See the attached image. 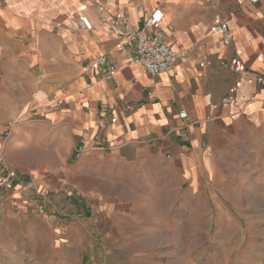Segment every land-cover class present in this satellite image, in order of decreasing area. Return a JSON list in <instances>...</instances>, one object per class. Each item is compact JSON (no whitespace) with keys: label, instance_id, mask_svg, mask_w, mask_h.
<instances>
[{"label":"crops","instance_id":"crops-1","mask_svg":"<svg viewBox=\"0 0 264 264\" xmlns=\"http://www.w3.org/2000/svg\"><path fill=\"white\" fill-rule=\"evenodd\" d=\"M95 1L110 15H123L131 31L161 10L164 42L178 62L158 77L130 64L135 40L109 37L97 22ZM81 8L92 19L89 32L69 27ZM220 23L228 27L229 44L212 30ZM100 56L117 72L102 83L103 70H90L93 86L81 93L84 66ZM232 60L242 62V73L220 66ZM257 76L264 78V0H3L0 96L17 81L30 84L29 118L5 141L0 136V154L33 182L1 193L0 205L27 209L54 202L62 213L67 193L70 208L116 211L124 220L143 217L148 226L162 227L148 232L152 236L171 234L169 210L190 207L183 194L209 193L218 210L215 223L230 226L223 237L252 241L251 226L263 220L233 216L231 198L264 184V84ZM232 88L234 100L223 104ZM52 96L62 107L41 113ZM97 134L102 146L76 156L75 148ZM206 202L191 206L205 208ZM242 252L245 264H258L252 247Z\"/></svg>","mask_w":264,"mask_h":264},{"label":"rangeland","instance_id":"rangeland-1","mask_svg":"<svg viewBox=\"0 0 264 264\" xmlns=\"http://www.w3.org/2000/svg\"><path fill=\"white\" fill-rule=\"evenodd\" d=\"M29 84L28 80L17 81L7 96H0V133L28 120ZM248 188L251 191L232 195L236 205L232 215L252 217L254 222L263 220L251 226L252 241L223 237L230 226L215 223L219 221L218 210L213 208L209 193L183 194L190 207L169 210L172 217L166 228L171 234L152 236L148 232L156 233L162 227L148 226L143 217L124 220L116 211L88 213L86 208H70L72 195L67 193L61 198L67 204L62 213L54 202L27 209L1 204L0 264H238L241 260L245 264L244 257L239 256L243 252H239L250 247L253 260L260 264L264 260V184ZM198 200L208 201L207 207L191 206ZM80 204L85 206L83 199ZM181 216L187 220L179 225ZM234 250L237 252L232 255Z\"/></svg>","mask_w":264,"mask_h":264},{"label":"built area","instance_id":"built-area-1","mask_svg":"<svg viewBox=\"0 0 264 264\" xmlns=\"http://www.w3.org/2000/svg\"><path fill=\"white\" fill-rule=\"evenodd\" d=\"M80 4H89V0H78ZM92 7L95 10L97 16V22L105 28L106 34L112 38L124 37L127 39L135 40V47L133 51L130 64L140 66L144 72L151 77H158L168 72L173 65H175L179 56L171 48H169L164 42V36L160 29L161 23L164 19V14L161 10L155 9L150 16L145 19L141 26L131 31L127 26L123 15L115 14L110 15L107 10L98 2H93ZM3 5V0H0V6ZM69 27L73 32L85 31L89 32L93 30V22L88 12L81 8L76 10L74 16L69 20ZM169 29H172L169 27ZM212 30L220 35L221 41L224 44H229L231 41V34L225 23L216 24ZM125 45H121L120 49H124ZM220 66L225 69L236 73H242L244 71V65L239 60L222 61ZM95 70L103 73L99 76V81L106 83L113 78L117 72V67L107 62L106 57L100 56L90 62H88L81 73L82 79H84V86L80 92L91 88L92 82L87 79L89 71ZM41 77H44L42 75ZM256 82L260 85L264 84V78L261 76L256 77ZM235 89L230 90L229 96L222 99L223 104H230L234 100ZM52 104L41 108V113H45L48 109H59L62 107L60 100L56 96L51 98ZM111 122H115L114 119ZM100 131L103 132V127H100ZM0 136H4L5 141L8 138V131L1 132ZM101 135H95L89 142L82 143L75 148V155L79 156L85 152L98 149L101 145ZM33 182L29 174L23 170L10 168L5 165L0 154V194L3 192H13L17 187L21 191L25 190ZM68 197L70 195H67ZM55 217V216H54Z\"/></svg>","mask_w":264,"mask_h":264}]
</instances>
